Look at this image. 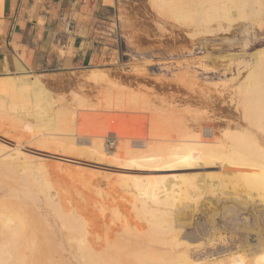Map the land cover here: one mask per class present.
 <instances>
[{"label":"bare ground","instance_id":"bare-ground-1","mask_svg":"<svg viewBox=\"0 0 264 264\" xmlns=\"http://www.w3.org/2000/svg\"><path fill=\"white\" fill-rule=\"evenodd\" d=\"M148 1L158 13L192 26L193 37L210 38L237 21L249 28L264 13V0ZM263 21L255 22L257 30ZM236 68L246 71L229 101L243 125L221 132L211 125L209 134L195 125L197 119L183 124L173 111L155 117L153 103L106 80L107 87L102 84L104 89L96 91V102L79 94L65 100L44 88L40 76L5 68L0 75V264H264V244L250 260L242 252L243 258L230 261L233 251L195 261L181 237L204 192L229 194L240 187L247 200L264 208V48ZM105 75L93 69L84 77L96 84ZM93 108L149 111L155 118L149 114L153 119L148 123L136 115L127 123L124 118L111 132L101 125L94 130L81 114ZM5 124L28 130L35 141L29 145L31 137L26 140L22 134L29 146L24 149L19 139H6L12 135L3 129ZM109 138L117 142L114 150H108ZM130 141L138 146L131 147ZM87 161L115 168L96 173L103 171L112 179L121 190L119 199L110 196L106 204L90 206L82 191L90 182L80 174L86 168L93 171L84 166ZM100 189L96 196H102ZM44 247L48 257L43 256Z\"/></svg>","mask_w":264,"mask_h":264},{"label":"rangeland","instance_id":"rangeland-1","mask_svg":"<svg viewBox=\"0 0 264 264\" xmlns=\"http://www.w3.org/2000/svg\"><path fill=\"white\" fill-rule=\"evenodd\" d=\"M110 2L115 8L114 24L112 25L114 39L112 41L113 50L107 62L88 67L83 72L51 76H41L24 70L14 71L10 68L9 70L20 75L27 74L32 76V74H36L40 76V80L44 83V88L56 96L62 95L65 100H69L73 95L79 94L88 101H98L99 96L96 91L99 94L100 89H104V86L107 87L106 81H109L110 83H115L124 91L138 93L137 95L147 99L144 100L145 102L153 103L151 105L155 106L158 112H156L157 116L155 117L165 114L167 111H173L179 121L181 118L182 123L185 120V124L191 125L197 121L195 125L199 123L198 127L206 134L212 132L211 125L215 126L218 132H221L225 127L230 128L234 125L241 127L243 125L237 111L233 107V103H230L229 99L235 83L242 78L246 71L245 69H240L241 72L238 73L236 70L237 63L240 60L251 58L255 51L264 48V27L257 30L258 28L255 25L258 19L264 20V13L260 18L253 20L249 28L247 24L237 21L234 22L236 24L233 23L232 29L224 30V32H215V37H213L214 34L209 36L210 38L207 36L193 37L189 35L192 26L187 27L179 24L167 16L166 13H158L148 0H110ZM100 67H102L100 70L106 74L105 77L107 79L99 81L100 84L98 82L93 84L94 82L86 80L84 76L89 69H99ZM0 70L3 71L0 72V75L5 73L4 61L1 63ZM138 112H129V110L128 112H109V110L103 108H93L82 110L81 114L84 113L82 117L85 115L86 122L88 121L87 124L90 123L89 127L93 124L92 128L94 130H100L102 126L103 130L111 132L120 122L126 121L127 123L128 120H131L130 118L136 115L144 116L147 118L148 123L149 119L155 118V114L153 115L149 111ZM176 112L177 114H175ZM149 114L153 118L148 117ZM107 115L110 116L109 119L106 117ZM115 115H117V120L115 119L117 122L113 124ZM189 118L192 121V123L190 122L191 124H189ZM207 122L210 123L208 124ZM207 124L209 128L204 127ZM5 125L3 129L10 131V135H12L10 139L5 136L6 139L12 141L20 140L23 145L22 148L27 149L29 147L27 142L31 145L35 141L28 130L21 129V127L12 129L7 124ZM88 129L91 130V128ZM22 134L26 140L28 137L31 138L26 142ZM25 142L27 145H25ZM135 143L138 144L139 142L130 141V146L137 147L138 145ZM106 144L108 150H114L117 142L113 138H109ZM47 160L50 165L54 162L52 157L47 158ZM84 166L93 170L90 171L86 168V173L85 171L80 173L81 176L86 174L82 176L84 180L86 176L92 186L98 184L95 188L88 184L85 188L89 190L83 187L82 191H84L83 193L87 197L90 206L91 204H100V201L106 204L110 196H118L116 199H119L121 190L116 187L112 179H109L103 171L96 173L99 168H105V170L107 168V172L113 167L96 164L93 161H87ZM90 167L96 169L95 172ZM17 182H21L20 179ZM89 186L92 188L90 189ZM97 188H101L99 191H102L101 193L104 197L96 196L98 194ZM234 192H238L241 196L238 193L237 196ZM92 194L95 196H92ZM206 195L208 194L204 192L202 200L200 199V203L193 210L194 212L192 211V214L187 217L181 233L183 235H181L183 237L182 240L185 239L184 241L189 244L190 248L188 247L189 251H187L189 257L195 261H203L207 257L211 258V255L213 257V255L218 256L233 251L235 256L233 257L232 255L230 261L237 260L236 256H238V260L243 258V256V259L246 258L247 260H250L249 256L253 258L252 255H255L256 257L259 249L264 244V208L259 205L260 203H251L247 200L244 197L245 191L240 187L238 189L235 187L234 191L232 190L229 194ZM96 200L99 202H95ZM259 238H262L261 242H259ZM199 245H201V248ZM43 250L46 252L43 256H47L46 248L44 247ZM240 255L241 258H239ZM227 260L229 261V259Z\"/></svg>","mask_w":264,"mask_h":264},{"label":"crops","instance_id":"crops-1","mask_svg":"<svg viewBox=\"0 0 264 264\" xmlns=\"http://www.w3.org/2000/svg\"><path fill=\"white\" fill-rule=\"evenodd\" d=\"M114 15L110 0H0V67L51 76L104 64Z\"/></svg>","mask_w":264,"mask_h":264}]
</instances>
